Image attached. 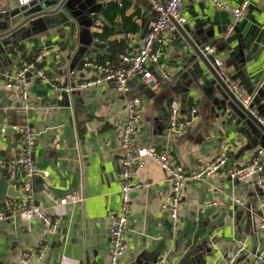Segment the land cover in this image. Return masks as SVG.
Wrapping results in <instances>:
<instances>
[{
    "label": "crops",
    "instance_id": "0c3cea01",
    "mask_svg": "<svg viewBox=\"0 0 264 264\" xmlns=\"http://www.w3.org/2000/svg\"><path fill=\"white\" fill-rule=\"evenodd\" d=\"M126 1L125 17L132 20L137 31L119 34L106 44L94 37L104 25L105 0H74L67 14L60 11L35 18L18 32L0 39V126L28 124L33 130L36 174L31 197L34 204L59 222L40 264H108V213L119 208L120 134L125 125L126 97L112 83L76 89L71 94L63 89L71 82L93 77L82 67L85 60L119 66L120 56L108 52L112 41L126 40V53L141 46L157 13L150 0ZM225 1L232 8L242 2ZM0 6L2 34L10 27L8 24H13L10 15L16 7L14 0H0ZM181 18L180 25L189 36L218 50L225 71L241 91L251 95L250 99L257 98L264 82V0H253L238 22H234L230 11L218 10L209 2L186 0ZM15 47L28 56L49 51L41 67L61 89L51 88L32 73L26 103L7 90L4 74L12 61L21 58L17 48L13 52ZM11 51L12 57L8 54ZM161 62L168 81L154 66L147 83L131 82L130 96L142 102L137 148L167 153L187 175L224 153L228 144H237L228 156V172L251 163L257 151L264 152V133L257 126L248 123L237 110L232 111L226 101L219 106L210 99L212 88L208 86L218 93V85L179 33H175L173 45L163 48ZM72 71L74 78L69 75ZM172 103L178 105L179 120L195 115L193 125L178 137L167 134ZM253 114L264 124V98L254 106ZM11 136L0 134L3 161L15 153ZM262 162L264 167V155ZM143 164L134 174L133 182L142 188L130 196L125 253L117 264H155L161 256H167L168 264H229L243 244L245 249L233 264H250L264 250V233L259 229L264 186L257 178L238 182L228 175H217L188 181L183 190L180 223L175 226L169 216L168 176L152 159L145 158ZM68 196L82 197L83 202L60 205ZM236 200L242 204H236ZM46 231L47 227L38 221L0 222V264H20L22 254L36 247Z\"/></svg>",
    "mask_w": 264,
    "mask_h": 264
},
{
    "label": "built area",
    "instance_id": "2783aa9c",
    "mask_svg": "<svg viewBox=\"0 0 264 264\" xmlns=\"http://www.w3.org/2000/svg\"><path fill=\"white\" fill-rule=\"evenodd\" d=\"M34 0H14L16 9L24 7ZM115 2L119 7L125 0H105ZM186 0H150L153 10L157 13V20L146 34L141 46L120 56L119 66L113 67L106 63H99L93 60H85L82 63L83 69L93 73V77L78 83H69L64 87L67 94L74 90H84L95 86L112 83L116 91L126 97L123 106L125 125L120 134L122 157L118 179L120 182L119 208L117 211L108 213L110 224L109 242L110 251L108 264H117L125 253V236L128 223L131 217L130 196L132 192L142 188L140 184L133 182L137 169L143 168V160L149 158L154 160L159 168L168 176L170 181V196L168 202L169 216L175 226L180 223V211L183 202V190L188 181H202L213 176H226L232 181H243L257 178L260 186H264V167L262 158L264 152L259 150L251 163L228 172L226 167L229 161V154L237 144H228L224 153L216 156L212 161L205 164L200 170L187 175L183 167L172 162L167 153L156 154L153 148L136 147L135 140L140 132L141 124V99L137 96H130L131 82L140 80L147 83L152 79L153 68L161 72L164 79L169 80V75L164 70L161 62L163 48L173 45L175 41V27L170 23L171 19L177 23H183L181 8ZM213 4L221 11H230L234 22L240 21L253 0H242L239 7L232 8L225 0H204ZM2 6H0V12ZM16 51V47L13 52ZM9 52V56H13ZM204 52L212 59V66L219 76L229 85L237 98L247 106L250 97L235 84L225 71L222 58L218 50L210 45L204 46ZM49 56V51H43L35 55L33 61L28 62L22 58L10 61V66L4 74V87L16 93L23 103L29 99L28 85L29 75L35 74L55 90L61 89L47 72L41 67L44 59ZM74 78L75 73H69ZM130 96V97H129ZM171 120L168 124L167 134L171 137H178L185 134L194 123V114L190 117L179 120L177 118L179 109L176 103H172ZM262 124L263 122L260 121ZM264 125V124H263ZM12 131L9 140L15 145L14 155L7 161L0 159V166L7 168V179L13 180V188L18 196L11 199V203L5 206L0 205V222L21 219L25 222L38 221L47 227L46 234L41 238L36 247L24 252L20 264H40L46 257L48 243L58 228L59 222L52 219L45 210L34 204L31 197V182L36 174L34 163L35 135L28 124L0 126V134L6 135L8 130ZM8 138V137H7ZM4 163V165H3ZM48 176V172H43ZM82 197L68 196L60 201V205L80 204ZM236 204L242 203L236 200ZM261 206H264V201ZM259 229L264 233V213L259 220ZM244 244L233 253L229 264H233L237 257L244 251ZM155 264H168L167 256L156 259ZM250 264H264V250L257 253Z\"/></svg>",
    "mask_w": 264,
    "mask_h": 264
},
{
    "label": "water",
    "instance_id": "95a60500",
    "mask_svg": "<svg viewBox=\"0 0 264 264\" xmlns=\"http://www.w3.org/2000/svg\"><path fill=\"white\" fill-rule=\"evenodd\" d=\"M74 0H34L28 5L18 8L15 12L10 15V20L12 25L8 24L10 27L6 32L0 34V39L7 38L8 36L18 32L24 25L28 24L31 20L39 17H47L53 15L57 12L68 13L71 4ZM28 13L27 15H25ZM22 21V22H21ZM170 23L175 27L176 33H179L185 41L192 48V51L197 56V58L206 66V68L211 73L214 83L218 85V93H213L212 85L208 87L212 88L211 100H214L215 105H222V102H227L228 107L233 111L237 110L243 119H248L247 122L254 124L264 133V125L260 122L259 118L253 114V108L257 102L264 98V82L259 87L257 92V98L250 99V103L245 106L229 89L228 84L219 76L217 71L212 66V59L206 55L204 52V45L196 40L194 37L188 35V30L177 23L175 20L171 19ZM2 46V45H0ZM210 95V94H209ZM251 97V95L247 94ZM229 98V102L227 101ZM12 131L9 129L6 133L11 134ZM14 181L7 179V168L1 170L0 175V205L5 206L8 200L14 199L18 196V193L13 188Z\"/></svg>",
    "mask_w": 264,
    "mask_h": 264
},
{
    "label": "trees",
    "instance_id": "16d2710c",
    "mask_svg": "<svg viewBox=\"0 0 264 264\" xmlns=\"http://www.w3.org/2000/svg\"><path fill=\"white\" fill-rule=\"evenodd\" d=\"M103 8L104 25L101 32L95 33L94 37L101 43H108V40L112 37L119 36V34H127L129 32L135 33L137 31L136 25L132 22L130 18H126V11L128 10V2L125 0L121 7H119L115 2H107ZM121 19V23L116 21ZM126 26L127 29H126ZM128 44L126 40H114L108 46V52L111 56H121L128 50ZM17 48V47H16ZM20 57L28 62L34 60L35 56H28L24 51H21L20 47L17 48ZM102 60V59H101ZM100 60V62H101Z\"/></svg>",
    "mask_w": 264,
    "mask_h": 264
}]
</instances>
